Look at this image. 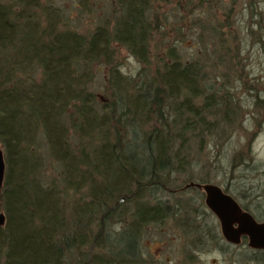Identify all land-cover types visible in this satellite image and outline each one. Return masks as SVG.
Returning a JSON list of instances; mask_svg holds the SVG:
<instances>
[{
    "label": "trees",
    "instance_id": "trees-1",
    "mask_svg": "<svg viewBox=\"0 0 264 264\" xmlns=\"http://www.w3.org/2000/svg\"><path fill=\"white\" fill-rule=\"evenodd\" d=\"M169 1L111 0L106 20L81 32L54 0H0V264H145V229L170 223L184 238L181 264H195L221 242L229 260L239 254L230 262L264 264V250L241 249L246 239L232 246L204 222L203 201L174 196L193 181L191 155L208 136L215 146L238 130L244 137L229 157L230 176L262 165L252 142L264 123V87L250 60L258 52L264 62L263 13L258 0H176L187 16H208L194 22L199 54L185 58L178 40L152 54L150 39L160 31L155 4ZM119 48L149 78L125 76ZM100 70L104 101L90 89ZM39 135L60 167L49 179ZM183 170L190 177L177 188ZM223 190L252 213L239 201L247 191Z\"/></svg>",
    "mask_w": 264,
    "mask_h": 264
},
{
    "label": "rangeland",
    "instance_id": "rangeland-1",
    "mask_svg": "<svg viewBox=\"0 0 264 264\" xmlns=\"http://www.w3.org/2000/svg\"><path fill=\"white\" fill-rule=\"evenodd\" d=\"M111 0H54V6L61 9L65 16L70 18V24L78 26L81 32H87L98 24H102L106 17L110 14L112 8ZM113 4V2H111ZM156 10L160 15V31L154 32L150 39V47L152 54L164 52L166 46L178 40L179 51L185 58L197 57L200 45L197 44L198 27L194 24L195 20L201 16L205 18L206 13L200 10L186 15V11L176 4V0H170L165 3H156ZM258 8L263 13L264 23V0H258ZM186 17L184 18L183 16ZM183 17V18H182ZM208 17V16H207ZM206 17V18H207ZM205 18V19H206ZM179 29L183 32L184 38L178 37ZM197 30V31H195ZM196 32V33H195ZM178 38V39H177ZM121 69L125 76L129 79L144 81L146 75H139L142 64L131 55L125 48H119ZM258 52H253L250 60V68L252 77H256V81H261L264 87V62L261 57L257 56ZM155 57V56H154ZM157 59L154 58L149 67L151 74L157 67ZM259 79V80H258ZM105 83L104 70L96 72V76L91 84V90L95 92L98 101L106 99V93L103 90ZM235 88V94L239 96V84L237 82L230 84ZM139 85H137L138 87ZM238 86V87H237ZM242 97H245L242 94ZM245 104L249 103V98H243ZM247 116V114H246ZM244 125L250 130L252 128L249 121H245ZM208 141L204 142L205 147L202 151L198 146H194L193 154L191 155V164L193 165V178L195 182H201V178H207V182L215 183L222 188L231 186L235 188V192L243 194L244 191L250 195L249 198H240V202L250 205L252 213L258 220L264 219V123L255 139L252 142V152L256 161L262 165H251L248 167L241 166L234 171L233 176L229 172V157L232 153L245 143L242 134L235 131L230 140L221 138L219 144L215 146L212 138L208 136ZM37 152L44 158L43 160V178H52L57 175L60 167L51 160L46 153L45 140L41 135L37 137ZM1 146V144H0ZM42 158V159H43ZM177 179L174 181L177 188L182 187L185 180L190 177V173L186 171L177 172ZM175 199L183 200L191 197L193 200H201L204 202V194L197 188H186L183 194L176 193ZM196 203L194 204V206ZM204 208L203 214L206 223L216 224L217 230L220 232L219 223L214 215L209 216L210 211ZM0 213H3L0 210ZM209 213V214H208ZM221 234V233H220ZM184 238L181 232L173 226L162 224H151L146 229L140 240L141 250L145 259V264H181L183 256L180 253L181 245ZM225 242V240H224ZM223 242L220 243V246ZM224 246V244H223ZM236 246V245H232ZM246 244H241L244 248ZM218 249H213L208 252L198 253L196 255L195 264H239L238 261L232 263L231 260L239 259V254L228 259L229 255H224ZM239 253V247L234 250Z\"/></svg>",
    "mask_w": 264,
    "mask_h": 264
},
{
    "label": "water",
    "instance_id": "water-1",
    "mask_svg": "<svg viewBox=\"0 0 264 264\" xmlns=\"http://www.w3.org/2000/svg\"><path fill=\"white\" fill-rule=\"evenodd\" d=\"M4 172L5 160L0 146V185ZM185 188H197L204 193V204L216 217L220 233L226 242L238 245L246 239L249 248L264 250V219L255 218L231 194L215 183L190 181L182 189ZM3 222L4 214L0 213V224Z\"/></svg>",
    "mask_w": 264,
    "mask_h": 264
}]
</instances>
